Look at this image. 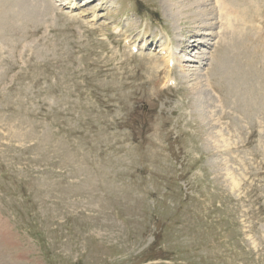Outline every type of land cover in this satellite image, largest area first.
Returning a JSON list of instances; mask_svg holds the SVG:
<instances>
[{
    "label": "rangeland",
    "instance_id": "1",
    "mask_svg": "<svg viewBox=\"0 0 264 264\" xmlns=\"http://www.w3.org/2000/svg\"><path fill=\"white\" fill-rule=\"evenodd\" d=\"M19 1L0 41V264L4 241L20 264H264V105L242 116L206 85L217 8L193 35L165 0ZM254 1L235 3L252 35Z\"/></svg>",
    "mask_w": 264,
    "mask_h": 264
},
{
    "label": "bare ground",
    "instance_id": "2",
    "mask_svg": "<svg viewBox=\"0 0 264 264\" xmlns=\"http://www.w3.org/2000/svg\"><path fill=\"white\" fill-rule=\"evenodd\" d=\"M22 1H24V3L22 4V9L26 6L30 7L32 4H29L28 0H20L19 2ZM175 1L177 0H165L164 5L171 12L172 17L180 14V16L183 17L182 19H184L185 24L196 26L195 30L193 32L191 31L193 35H196L197 30L199 31L201 28L213 27L210 21L214 18V8H217L215 10H218L217 16H219V20L221 22L219 23L221 26L219 27L218 31V39L216 42H214L213 45V52L210 54L212 65L206 70V72L208 73V75L212 76L213 74H218V77L208 78L206 85L208 86V88L217 91L220 95V101H224V103L229 102L232 98L240 97L243 101V103L240 105L242 111L239 110L242 116L245 115V117H250V115L255 114V112L259 109V105H264V26H255V29H252V35L250 29L248 30L247 28V25L250 22L247 24L245 22V16L241 17L238 15L240 11L239 5L237 6L235 4L237 3V0H214L215 7H210L209 9L208 7H203H205L207 4L210 5V0H181V5L179 4L180 7H178V9L176 7V4L174 3ZM250 1L255 3L254 0ZM12 4L13 2H11V0H4V2L2 3L0 2L1 42L6 41V38L4 39L5 35L10 34L11 32H17L18 27L16 26V21H14L11 15L7 14L5 8L7 6H11ZM236 6L238 8H235ZM195 8L196 13L193 12V9ZM198 9H200L199 12H197ZM258 13L254 15H258ZM202 17H206L207 21H209L210 23H203V21H200ZM19 21V26H21L19 28H23L25 23H21V20ZM254 23L255 22H253V24ZM259 23H261V20ZM163 51L164 50L161 49L160 53H162ZM164 52L165 55H163L162 57L163 62L165 63V67L169 69L166 72L168 73L166 74V81L169 83L171 82L170 75L172 73V68L174 65H177L178 60L180 59H178L175 56L176 54L173 53L170 49L165 50ZM152 69H156V73L160 71L159 65H157L156 63L152 67ZM20 246L21 245L16 242H2L1 248H3L4 250L6 249L5 251L9 253L8 257L12 262L10 264H20L21 260L23 259L22 257L24 256V253H17V250L20 249Z\"/></svg>",
    "mask_w": 264,
    "mask_h": 264
}]
</instances>
